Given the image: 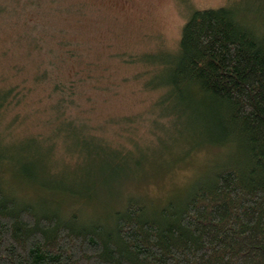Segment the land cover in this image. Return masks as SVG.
Wrapping results in <instances>:
<instances>
[{
    "label": "trees",
    "instance_id": "1",
    "mask_svg": "<svg viewBox=\"0 0 264 264\" xmlns=\"http://www.w3.org/2000/svg\"><path fill=\"white\" fill-rule=\"evenodd\" d=\"M2 1L21 27L5 51L13 75H0V264H264V26L231 5L196 8L175 50L118 59L155 97L146 131L167 116L188 150L213 151L157 204L122 186L139 169L141 120L100 130L99 99H75L104 89L109 65L66 29L58 0L33 5L31 22Z\"/></svg>",
    "mask_w": 264,
    "mask_h": 264
},
{
    "label": "rangeland",
    "instance_id": "2",
    "mask_svg": "<svg viewBox=\"0 0 264 264\" xmlns=\"http://www.w3.org/2000/svg\"><path fill=\"white\" fill-rule=\"evenodd\" d=\"M6 1L10 8L18 3L17 10L12 11L13 16H9L10 18L13 17L15 21L21 15L22 19L31 22L38 17V12L33 9V5L38 6L51 0H38L37 4H30L28 0H3L2 2ZM22 3L27 6L22 7ZM58 3L61 8L58 6L56 10L59 15L63 12L60 20L66 29L71 34L80 35L85 43L90 45L94 59L99 58L100 62L103 61L109 65L107 73H102L101 86H104V89L94 91L89 88L90 86L84 85L87 90H91L93 97L89 101L84 99L86 98L84 87L77 90L78 94L75 96V99L82 98L84 103L87 102L85 106L88 110L89 103L92 104L96 97L99 99L96 110L97 116L104 118L101 119L102 122L99 120L102 125L100 130L104 131V124L107 121L111 130H123L121 127L123 123L130 126V122L138 119L141 121L135 122L141 125L143 130L149 124L152 125V120L149 119L151 117L150 104L155 97L153 98L150 93L141 89L134 75L136 66L122 64L118 60L121 55L130 56L144 51L175 50L180 40L182 27L190 13L196 8L231 5L242 14L248 23H258L264 26V0H58ZM49 18L56 20L53 16ZM36 24L35 22L34 25ZM20 27L21 24L8 21L6 16L1 17L0 15V75L2 71H11L13 75L14 69H10L9 66L10 54L5 55V51L10 46L11 49L20 46V44L15 45ZM68 47L66 46L67 49ZM20 52L21 50H14L13 55L20 58ZM18 64L23 66L27 72L30 69L21 61ZM112 113H117L118 116L113 120H108ZM138 114L146 115L150 122L144 121L137 116ZM95 115L96 112H93V116L97 118ZM123 115L125 117L121 119ZM169 122L167 116L158 117L154 131H149L151 136L145 130L146 133L138 137L142 149L132 156L138 153L139 164L134 162L132 164L139 169L136 177L131 174V177L125 179V183L122 184L123 191L131 190V194H140L160 204L165 202L168 194L183 189L187 183L200 174L199 171L207 162L205 157H210L213 151L207 150L206 147H202L201 152L199 149L188 150L189 147H186L185 143L180 140L181 130L176 128L178 125L171 126ZM43 131L51 132L47 127ZM207 152L210 153L207 154ZM106 201H108V206L116 207L121 205L122 199H106ZM65 206L67 210L74 207L73 203L71 205L66 203ZM105 210L110 211L107 207Z\"/></svg>",
    "mask_w": 264,
    "mask_h": 264
},
{
    "label": "bare ground",
    "instance_id": "3",
    "mask_svg": "<svg viewBox=\"0 0 264 264\" xmlns=\"http://www.w3.org/2000/svg\"><path fill=\"white\" fill-rule=\"evenodd\" d=\"M258 27L260 28V26L258 25ZM154 93V92H153ZM161 93V92H160ZM57 151V150H56ZM13 180V179H12ZM20 189V188H19ZM128 190V189H127Z\"/></svg>",
    "mask_w": 264,
    "mask_h": 264
}]
</instances>
